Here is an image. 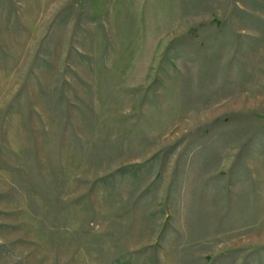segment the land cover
Instances as JSON below:
<instances>
[{
  "label": "rangeland",
  "instance_id": "obj_1",
  "mask_svg": "<svg viewBox=\"0 0 264 264\" xmlns=\"http://www.w3.org/2000/svg\"><path fill=\"white\" fill-rule=\"evenodd\" d=\"M0 264H264V0H0Z\"/></svg>",
  "mask_w": 264,
  "mask_h": 264
}]
</instances>
